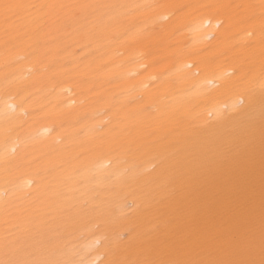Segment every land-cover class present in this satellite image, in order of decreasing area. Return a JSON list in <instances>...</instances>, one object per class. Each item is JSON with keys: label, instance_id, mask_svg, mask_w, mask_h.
Instances as JSON below:
<instances>
[{"label": "bare ground", "instance_id": "1", "mask_svg": "<svg viewBox=\"0 0 264 264\" xmlns=\"http://www.w3.org/2000/svg\"><path fill=\"white\" fill-rule=\"evenodd\" d=\"M0 264H264V0H0Z\"/></svg>", "mask_w": 264, "mask_h": 264}, {"label": "snow or ice", "instance_id": "2", "mask_svg": "<svg viewBox=\"0 0 264 264\" xmlns=\"http://www.w3.org/2000/svg\"><path fill=\"white\" fill-rule=\"evenodd\" d=\"M4 7L7 9V8H10L11 6L10 5H5Z\"/></svg>", "mask_w": 264, "mask_h": 264}]
</instances>
